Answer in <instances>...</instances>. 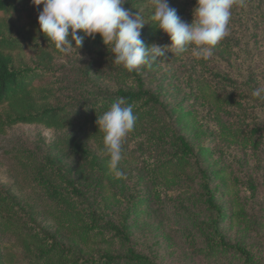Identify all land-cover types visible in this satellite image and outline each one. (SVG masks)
Wrapping results in <instances>:
<instances>
[{
	"label": "trees",
	"instance_id": "16d2710c",
	"mask_svg": "<svg viewBox=\"0 0 264 264\" xmlns=\"http://www.w3.org/2000/svg\"><path fill=\"white\" fill-rule=\"evenodd\" d=\"M168 3L185 22L192 21L196 0ZM244 3L232 7L228 35L207 61L195 59L191 48L180 55L165 54L189 87L188 103L169 108L161 94L147 86L143 69L128 72L113 62L99 33L95 39L85 38L80 50L113 63L115 86L92 97L66 94L57 78L58 61L65 54L40 31L31 0H0V134L21 124L66 132L58 144L59 157L17 149L11 158L24 189L43 194L45 214L68 240L42 227L33 212L0 185V264H162L131 245L127 226L108 218V210L127 204L130 210L148 213L152 201L161 200L183 180L196 179L205 204L216 213L201 225L207 250L235 253L243 264H262L250 249L227 240L221 228L227 213L216 200L219 186H213L211 172L183 132L196 131L207 119L225 146L240 145L258 159L264 152V101L252 96L253 90L264 88V70L258 67L264 62V0ZM124 7L144 19L141 38L146 45L170 43L168 34L153 24L151 0H125ZM118 98L133 105L138 115L134 131L123 141L121 179L107 167L103 133L96 124L97 116ZM66 158L71 166L63 164ZM187 236L196 243L191 233ZM119 242L128 244L124 253L115 251Z\"/></svg>",
	"mask_w": 264,
	"mask_h": 264
},
{
	"label": "rangeland",
	"instance_id": "374dc122",
	"mask_svg": "<svg viewBox=\"0 0 264 264\" xmlns=\"http://www.w3.org/2000/svg\"><path fill=\"white\" fill-rule=\"evenodd\" d=\"M32 5L38 16L43 6ZM26 56L33 61L29 51H26ZM58 65L57 78L63 91L76 97L82 92L92 97L100 90L112 89L117 82L110 69L113 66L110 60L102 61L98 56L86 54L80 49L73 48L71 54H65L58 61ZM258 67L264 70V62H259ZM141 69L149 80L147 86L160 93L169 108L180 101L188 103L185 95L189 87L183 72L176 70V64L168 54L150 68L141 66ZM195 106L203 116L202 107ZM202 121L196 131L185 129L183 132L194 144L201 164L211 172L213 186H219L216 200L227 213V217L221 220L222 231L229 242L250 249L264 264V152L258 159L240 145L225 146L212 133L207 119ZM177 129L182 130V127ZM65 134L44 126L26 124L0 134V185L33 212L42 227L68 242L45 214L43 194L24 189V181L11 158L17 149L32 150L40 157H59L58 144ZM63 164L71 166L73 162L66 158ZM107 214L118 225L124 222L131 235V245L162 264H243L241 257L235 253L219 254L205 247L201 225L209 222L216 213L205 204L198 179L183 180L161 200L152 201L148 213H137L124 204L113 206ZM188 233L194 236L195 244L189 241ZM127 246L119 242L115 251L124 253Z\"/></svg>",
	"mask_w": 264,
	"mask_h": 264
},
{
	"label": "clouds",
	"instance_id": "9594fccd",
	"mask_svg": "<svg viewBox=\"0 0 264 264\" xmlns=\"http://www.w3.org/2000/svg\"><path fill=\"white\" fill-rule=\"evenodd\" d=\"M43 5L38 14L40 31L62 54H71L83 46L85 38L99 33L104 45L114 55L113 62L128 72L141 66L151 67L167 52L180 55L192 49L197 60L213 55V48L228 35L231 9L245 6L244 0H196L193 19L185 22L168 0H151L153 24L168 34L170 43L146 45L141 38L144 19L138 12L125 8V0H31ZM252 96L264 101V88ZM138 115L133 105L118 98L102 115L97 116L98 130L103 133L102 152L107 167L117 179L124 178L120 169L123 141L134 131Z\"/></svg>",
	"mask_w": 264,
	"mask_h": 264
}]
</instances>
